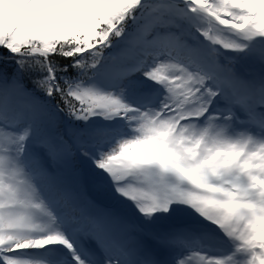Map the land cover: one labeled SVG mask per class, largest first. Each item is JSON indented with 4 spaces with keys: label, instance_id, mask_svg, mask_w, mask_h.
Here are the masks:
<instances>
[{
    "label": "snow or ice",
    "instance_id": "6c2138e0",
    "mask_svg": "<svg viewBox=\"0 0 264 264\" xmlns=\"http://www.w3.org/2000/svg\"><path fill=\"white\" fill-rule=\"evenodd\" d=\"M0 264H264V0H0Z\"/></svg>",
    "mask_w": 264,
    "mask_h": 264
}]
</instances>
